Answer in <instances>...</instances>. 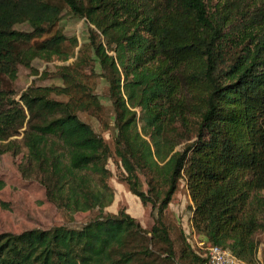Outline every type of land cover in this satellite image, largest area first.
I'll return each mask as SVG.
<instances>
[{
  "label": "trees",
  "instance_id": "16d2710c",
  "mask_svg": "<svg viewBox=\"0 0 264 264\" xmlns=\"http://www.w3.org/2000/svg\"><path fill=\"white\" fill-rule=\"evenodd\" d=\"M65 13L85 20L78 51L108 85L113 149L77 114L102 107L69 67L59 73L64 86L15 90L20 68L37 74L38 61L70 58L76 37L50 34ZM227 30L205 0H0V154L20 156L22 175L56 208L98 211L78 228L0 234V264H208L164 219L180 181L202 240L257 264L264 41L238 50ZM110 160L118 182L150 206L149 230L123 208L104 212L114 199Z\"/></svg>",
  "mask_w": 264,
  "mask_h": 264
},
{
  "label": "rangeland",
  "instance_id": "374dc122",
  "mask_svg": "<svg viewBox=\"0 0 264 264\" xmlns=\"http://www.w3.org/2000/svg\"><path fill=\"white\" fill-rule=\"evenodd\" d=\"M205 3L213 20L221 27L228 29L227 44L229 46L235 48L236 44L240 50L249 47L251 41H264V0H205ZM63 16L59 25L50 34L59 29L68 37H76L77 46L66 48L70 58L67 61L56 58L48 62L38 61L35 63L37 74L30 75L29 70L20 68L15 90L20 94L32 83L42 86H64L59 73L62 67H69L74 77L98 97L102 107V111L86 107L84 110H76L77 114L81 120L90 124L113 149L115 129L112 123L113 113L108 102V85L101 77L93 74L91 64L89 65V62L86 64L83 54L78 51L86 38L85 20L74 19L68 13ZM56 99L67 101L63 97ZM14 138L20 141L21 136ZM20 161V156L16 158L9 153L0 154V180L4 182V187L0 191V234H19L30 229H50L59 225L78 228L98 214L97 209L69 214L56 208L47 200L44 188L35 178L22 175L18 169ZM107 169L112 173L109 184L113 188L114 199L108 207L104 208V212L116 214L123 208L140 223L142 228L149 230L153 225L150 206H142L140 200L118 182L112 160L108 162ZM191 207L192 202L185 183L180 181L178 190L165 211L164 219L172 227L173 239L182 232L191 248L203 256L199 246L202 238L192 229L190 223ZM257 238L260 241L257 264H264V232L257 234ZM155 256L159 257V255Z\"/></svg>",
  "mask_w": 264,
  "mask_h": 264
},
{
  "label": "built area",
  "instance_id": "2783aa9c",
  "mask_svg": "<svg viewBox=\"0 0 264 264\" xmlns=\"http://www.w3.org/2000/svg\"><path fill=\"white\" fill-rule=\"evenodd\" d=\"M200 249L204 251V256L208 264H244L234 257L228 250L217 246L208 245L205 241L199 243Z\"/></svg>",
  "mask_w": 264,
  "mask_h": 264
}]
</instances>
